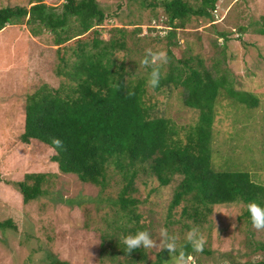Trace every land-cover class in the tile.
Masks as SVG:
<instances>
[{
    "label": "rangeland",
    "instance_id": "1",
    "mask_svg": "<svg viewBox=\"0 0 264 264\" xmlns=\"http://www.w3.org/2000/svg\"><path fill=\"white\" fill-rule=\"evenodd\" d=\"M94 1L104 20L81 36L82 42L90 45L93 37L123 41L124 47L113 54L115 63L122 64L126 81L145 78L144 105L152 117L170 120L182 144L185 133L198 122V111L183 105L185 93L180 86L155 91L148 85L147 69H152L141 66L147 49L165 51L173 63L197 58L211 74L217 70L233 91L254 97L253 108L223 90L216 97L210 164L214 172L247 173L264 191V37L254 33L264 13V0H216L210 19L190 17L169 39L165 38L169 28L161 9L164 0ZM183 1L193 7L200 5V0ZM28 3L0 0V8H28ZM42 3L59 14L64 0ZM70 27L77 25L71 23ZM119 29L122 37L115 32ZM75 47V38L56 46L47 31L33 36L23 21L0 30V223L10 224L0 229V264H48L51 260L68 264H152L159 260V264H173L174 255L167 250L138 248L144 257L132 263L116 253L118 247L113 243L122 233L114 228L135 225L124 224L126 218L113 204L121 187L115 171H107L105 188L100 190L79 182L74 175L59 173L50 160L53 151L44 144L19 140L26 97L43 85L51 89L68 85L66 78L55 75L62 66L58 53L70 62ZM167 64L158 65L161 73ZM30 173L44 174L46 182L43 194L24 204L15 184ZM179 180L174 176L167 186H159L149 170L138 174L129 193L137 201L136 227L147 230L153 239L158 238L159 228L166 227L181 245L187 231L199 226L207 243L203 252L191 254L196 264H264V231L252 227L243 203L211 206V213L198 224L182 214L186 202L169 211Z\"/></svg>",
    "mask_w": 264,
    "mask_h": 264
},
{
    "label": "trees",
    "instance_id": "2",
    "mask_svg": "<svg viewBox=\"0 0 264 264\" xmlns=\"http://www.w3.org/2000/svg\"><path fill=\"white\" fill-rule=\"evenodd\" d=\"M215 2L200 0V5L193 7L183 0L162 1L169 28L165 38L169 39L190 17L210 19ZM28 4V8H0V30L23 21L33 36L44 30L56 46L75 38L76 47L71 50L70 62L58 53L62 66L55 75L66 78L68 85L56 89L43 85L26 97L19 140L23 144L32 140L44 144L53 151L50 160L59 173L74 175L79 182L100 190L105 188L107 171H115L121 187L113 204L126 218L124 224L135 225L115 227L116 232L127 235L140 230L136 227L138 215L134 213L137 201L129 193L134 190L132 185L138 174L146 169L159 186H167L174 176L179 177L168 210L186 202L182 214L195 224L211 213V206L255 201L264 207V191L247 173L214 172L210 164L209 140L216 97L223 90L238 103L253 108L256 100L251 94L233 91L217 70L211 74L197 58L169 61L166 71L160 70L159 86L154 90L180 86L185 93L183 105L198 111V122L185 133L182 144L170 120L152 117L144 105L145 78L134 83L126 81L122 64L115 63L113 54L124 47L123 41L93 37L90 45L82 42L81 36L104 20L94 0H64L59 14L48 9L42 0H29ZM71 23L77 27L71 28ZM115 32L123 36L121 29ZM254 33L264 37V13ZM53 139H59L62 147H55ZM45 179L41 173L23 175L15 184L22 203L43 194ZM244 214L249 218L246 210ZM4 226H10L8 221L0 223V229ZM119 242L117 239L113 243L118 247L116 253L127 257L129 263L143 259L138 249L127 253ZM184 244L185 241L181 243ZM185 251L194 253L190 247ZM48 264L68 263L51 260ZM152 264H159V260Z\"/></svg>",
    "mask_w": 264,
    "mask_h": 264
},
{
    "label": "clouds",
    "instance_id": "3",
    "mask_svg": "<svg viewBox=\"0 0 264 264\" xmlns=\"http://www.w3.org/2000/svg\"><path fill=\"white\" fill-rule=\"evenodd\" d=\"M168 62V56L165 51L153 52L151 49L146 50L141 60V66L145 68L151 67L148 85L153 89L159 86L161 78L158 65L167 64ZM52 143L57 148L62 147V142L59 139H53ZM244 208L249 214L252 227L257 231H264V207L255 201H250L244 204ZM184 240V245H178L177 237L171 235L166 227L158 229L157 239H153L147 230H140L135 234L121 235L120 237V243L125 246L127 253L141 247L143 249H155L156 252L167 250L169 255H174L173 264H196L195 256L187 253L185 248L190 247L192 252L201 253L204 251L207 239L200 231L199 226H193L185 234ZM225 264H229V262L225 261Z\"/></svg>",
    "mask_w": 264,
    "mask_h": 264
}]
</instances>
